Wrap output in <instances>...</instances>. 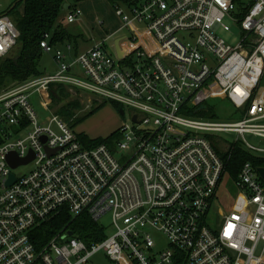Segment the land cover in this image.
Instances as JSON below:
<instances>
[{
	"label": "built area",
	"instance_id": "2783aa9c",
	"mask_svg": "<svg viewBox=\"0 0 264 264\" xmlns=\"http://www.w3.org/2000/svg\"><path fill=\"white\" fill-rule=\"evenodd\" d=\"M115 14L129 31L120 59L99 44L68 64L46 34L39 47L55 74L0 92V264H89L99 253L110 264H264V168L241 166L224 211L226 175L213 143L233 137L228 149L264 159V0H147ZM80 15L74 9L66 21ZM232 25L237 39L229 43L219 31ZM18 39L12 19L0 15V59ZM51 85L117 104L131 127L118 130L112 147L84 146L49 111ZM35 94L52 115L48 127L37 121ZM217 98L240 119L187 116ZM11 153L33 159L12 169ZM62 211L101 229L110 215L113 233L86 244L66 226L37 246L33 234Z\"/></svg>",
	"mask_w": 264,
	"mask_h": 264
},
{
	"label": "rangeland",
	"instance_id": "374dc122",
	"mask_svg": "<svg viewBox=\"0 0 264 264\" xmlns=\"http://www.w3.org/2000/svg\"><path fill=\"white\" fill-rule=\"evenodd\" d=\"M86 1L87 0L80 1L81 3L85 2V4L79 3L78 5L83 10V14L80 15V17H77L73 23L69 24L66 21V13H63L60 17L62 28L72 37L81 36L84 42H82L80 45H82L83 47H88L87 44H91V40L93 39L100 40L104 35H109V33L112 32L110 31V29L117 27L119 24V20L116 18L113 9L106 2V0ZM139 1L143 2L145 0ZM14 2L15 0H0V15H3ZM16 12L18 14H22V6H19L16 9ZM100 22H102V26L99 27L98 25ZM236 33H238V28L234 25L231 26V33L223 32L221 30L219 31V35L229 43L235 42V40L237 39V37L235 36ZM123 37H125V32H118L110 37V39L107 41V45H112L114 40ZM17 51L18 46L16 45L7 57L1 58L0 60H3L5 58H15L17 55ZM38 68L40 73H47L45 75H52L56 72V67L52 57L45 53H42ZM45 70L46 72H43ZM17 83L18 82L7 83L4 87H2L0 92L16 85ZM58 88H60L61 90L63 88V90H65V96L62 97L61 95L63 100L59 102L56 101L55 103V101H53L52 99V94H55L56 92V94L59 95ZM48 95L50 96L51 101L49 111L51 112V114L56 115L61 121L64 122L63 118L56 114L57 111L65 108L71 111L72 116L69 118V120L72 121L71 126L66 122L64 123L77 135L80 142L82 144L84 143L83 145L86 147L91 146L88 141L111 139L110 137L122 126L131 127L129 111L124 109V115L121 116L119 115V111H123L122 108L115 109V106L109 104V102L106 103L103 100L94 98L91 95L85 94L69 86L51 85L48 89ZM41 98L42 97L39 94H35L31 97V102L36 112L38 123L48 127L49 125L47 121H49L52 115L43 107ZM102 105L104 106L99 109V107ZM200 109V107L192 106V109H189L188 114H191V111H195V115L197 117L196 119L212 120L216 122H236L241 117V115L228 101L219 98L211 99L207 104L206 110H202L201 112L196 113ZM220 137V141L213 138V140L217 141L219 144H217L216 142L213 143L219 152L225 153L228 151V146L233 143L234 138L224 135H220ZM113 140L114 138L111 139L112 142ZM249 141L255 144L254 141ZM108 145L111 146L112 143ZM32 168L33 166L21 167L16 170V174L26 173L29 169ZM232 188L233 187L231 185V181L226 176L222 181L218 194L219 204L224 211L228 210L229 207L232 208L233 206L235 199L233 198ZM99 225L103 227L106 237H110L112 235L113 230L111 227L110 215H104L103 217H101V219L99 220ZM260 247L261 246L258 247V253H260ZM89 264L110 263L106 260L102 253H99L92 257Z\"/></svg>",
	"mask_w": 264,
	"mask_h": 264
},
{
	"label": "trees",
	"instance_id": "16d2710c",
	"mask_svg": "<svg viewBox=\"0 0 264 264\" xmlns=\"http://www.w3.org/2000/svg\"><path fill=\"white\" fill-rule=\"evenodd\" d=\"M107 1L112 7H115L118 4H127V7L140 4L139 0ZM65 2L66 0H22L10 12L8 17L12 19L19 32L17 43L18 51L15 58H5L0 60V90L9 82L22 83L31 78L42 76V73L38 70V64L42 57V51L39 47L42 37L46 34L49 35L52 38V45L55 40L63 41L66 37L68 38L58 22ZM19 6H22V14L16 12V9ZM64 91L63 88L62 90L58 88L59 95H57L56 92L55 94H52V99L55 103L56 101L59 102L63 100L62 97L65 96ZM109 104L114 105L115 109H121L120 106L113 102H109ZM103 106L104 105L100 106L99 109ZM206 109L207 104L202 106L196 113ZM56 114L71 126L72 121L69 120L72 116L71 111L65 108L58 110ZM187 116L197 118L195 111H191V114L189 113ZM117 135L118 131H116L110 138L116 139L118 137ZM111 139L87 141L91 146L98 144L108 145L112 143ZM216 151L223 161L225 175L231 182L236 180L241 166L246 162H250L254 168H264V159L255 158L251 153H248L241 148L236 147L234 149H228L225 153L219 152L217 148ZM66 226H69L73 235L77 236L86 244L102 241L106 237L103 229L92 222L89 218L82 216L72 221L71 216L62 211L57 216L43 224L40 230L36 234H33V240L35 241V244L39 246L41 243L43 244L51 239V237Z\"/></svg>",
	"mask_w": 264,
	"mask_h": 264
},
{
	"label": "crops",
	"instance_id": "0c3cea01",
	"mask_svg": "<svg viewBox=\"0 0 264 264\" xmlns=\"http://www.w3.org/2000/svg\"><path fill=\"white\" fill-rule=\"evenodd\" d=\"M80 1L81 0H66L65 4L63 5V10L60 13V16H59V19H58V22H59L60 25H61V23H60V17L62 16L63 13H66V17H65V19H66L67 18V15L70 12H72L74 9H79V10L81 9V7L78 6L79 3H81ZM82 1H84V0H82ZM145 1H147V0H145ZM145 1L140 2V3H144ZM106 2L109 4V2L107 0H106ZM83 3L85 4V2H82L81 4H83ZM65 5L68 6V9L67 10L64 9V6ZM127 6H128L127 4H118L115 7H112L111 6V8L113 9L114 14H115V11L117 9L122 10L124 13H128L130 11V8L135 7V6H130V7H127ZM80 11H81V15H82L83 14V10L81 9ZM115 16H116V14H115ZM116 18L119 20L118 26L117 27H114L113 29H110V31H112V32L109 33V35H107V34L104 35L100 40H98V39L91 40L92 41L91 44H87L88 47H83L82 45H80L82 42H84V40L81 38V36L72 37L63 28L62 29L65 32L66 36H68V38L66 37L63 41H56V40L54 41L53 40L54 42H53V45H52V38L49 36V44L54 48V50L61 51L65 55V62L68 63V64H73V62H74V60H75V58L77 56H79V55H81V54H83V53L91 50L93 47H95V46H97L99 44H102L104 47H106V49H108V52L110 54L111 53L112 54H115L114 42L116 40H114V42L112 43V45H109V46L107 45V41L110 39V37L112 35H114V34H116L118 32H123L124 31L125 32V37L120 38V39H117V40L121 41V46H123L125 44H126V46H128L127 42L126 41H122V40L125 39L127 35H129V31H126L125 29H123V23H122L121 19L119 17H117V16H116ZM98 26L99 27L102 26V22H100ZM42 53H44V52H42ZM47 55H49V54H47ZM50 56L52 57V55H50ZM54 64H55V62H54ZM55 67H56V64H55ZM72 69H73L72 72H74V74H76V75H81L82 74L81 70L79 68H77L76 66H73ZM38 70H39V68H38ZM56 70H57V67H56ZM43 72H46V70L43 71ZM45 74H47V73H42V76L45 75Z\"/></svg>",
	"mask_w": 264,
	"mask_h": 264
},
{
	"label": "water",
	"instance_id": "95a60500",
	"mask_svg": "<svg viewBox=\"0 0 264 264\" xmlns=\"http://www.w3.org/2000/svg\"><path fill=\"white\" fill-rule=\"evenodd\" d=\"M22 0H16L11 6L10 8L2 15V16H8L10 14V12L21 2ZM64 9L67 10L68 6L65 5ZM119 40H116L114 42V50H115V54L117 59L121 58V52L119 49ZM119 115H123V111L120 110L119 111ZM133 122L136 121V117H133ZM42 142H45V138H42ZM33 159L32 153H29V156L27 158L24 159H19L17 158V156L14 153H11L7 156V163L8 165L12 168V169H16L20 166H25L27 165L31 160ZM258 173L261 176L262 180L264 181V169H258ZM15 179L14 176L11 175L6 183V185L9 187L14 183Z\"/></svg>",
	"mask_w": 264,
	"mask_h": 264
},
{
	"label": "flooded vegetation",
	"instance_id": "af4514ba",
	"mask_svg": "<svg viewBox=\"0 0 264 264\" xmlns=\"http://www.w3.org/2000/svg\"><path fill=\"white\" fill-rule=\"evenodd\" d=\"M123 115H124V111H123ZM123 115H122V116H123Z\"/></svg>",
	"mask_w": 264,
	"mask_h": 264
}]
</instances>
